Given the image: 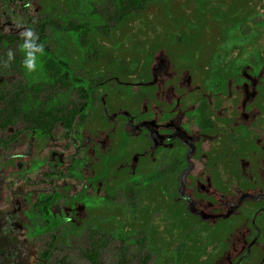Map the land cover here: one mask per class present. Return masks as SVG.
Returning a JSON list of instances; mask_svg holds the SVG:
<instances>
[{
  "label": "trees",
  "instance_id": "obj_1",
  "mask_svg": "<svg viewBox=\"0 0 264 264\" xmlns=\"http://www.w3.org/2000/svg\"><path fill=\"white\" fill-rule=\"evenodd\" d=\"M255 1L111 0L114 25L98 28L100 16L92 13L81 24L70 22L65 34L66 43L79 34L81 42L96 44L94 59L78 48L66 56L43 46V81L23 83L12 97L0 89V132L21 120L32 133L60 135L69 144L66 171L78 166L82 185L52 194L63 199L60 218L73 227L93 220L102 231L85 252L91 263L106 264L112 238L121 241L117 264H132L129 240L143 251L139 264L154 257L160 264H236L254 249L264 254L252 235L264 233V28L242 33L259 14ZM257 1L264 11V0ZM160 55L173 70L162 84ZM78 66L90 80L73 75ZM58 83L78 87L82 102L69 107L51 94L39 98ZM245 111L257 115L247 123L240 118ZM164 151L174 155L173 175L138 189L135 216L124 204L94 202L153 166ZM8 194L1 181L0 207ZM246 206L262 210L261 217L251 218ZM49 257L46 249L37 262L48 264Z\"/></svg>",
  "mask_w": 264,
  "mask_h": 264
},
{
  "label": "rangeland",
  "instance_id": "obj_2",
  "mask_svg": "<svg viewBox=\"0 0 264 264\" xmlns=\"http://www.w3.org/2000/svg\"><path fill=\"white\" fill-rule=\"evenodd\" d=\"M261 3L255 1L259 14L242 28L243 34L252 33L258 26L264 28ZM114 10L111 0H0V89H5L12 97L23 83H41L44 79L39 58L38 70L31 74L25 73L18 62L22 55L19 49L22 41L20 33L24 28L32 27L38 32L39 41L44 47L51 50L61 49L66 56L78 48V52L94 59L99 52L98 46L93 42H81L79 34L76 35L75 41L66 43V31L71 30L70 22L81 24L83 20L89 19L92 13L100 16L98 28L112 25L111 16ZM74 42L76 46H73ZM256 44L258 47L262 46ZM9 49L14 54L12 61L7 60L6 53ZM247 61L256 63L253 54L247 56ZM84 74L82 66L74 67L73 75L76 78L90 80L86 79ZM172 75L173 70L167 57L160 55L156 77L162 84ZM165 93L170 97L171 90L168 89ZM246 93L247 99L250 100L254 91ZM50 94L69 107L83 100L78 87L72 85L51 84L39 93V98H47ZM256 115L255 111H245L240 118L249 123ZM15 124L16 126L7 131L0 132V185L1 181H6L9 187L8 202L0 207V264H24V261L28 264H39L37 256L46 249L50 250L48 264H93L86 258L85 252L92 242L100 237L102 231L93 220L85 222L81 227H73L60 218L56 211L62 206L63 199L52 194L53 190H67L72 193L82 185V180L77 175L78 166L70 172L66 171L72 160L69 144L60 135L38 136L37 133L27 130L26 124L21 120H17ZM261 129L264 131V123L261 124ZM262 150L264 151V141ZM7 159H12L13 162L5 163ZM173 160V153L162 152L153 166L148 169L144 167L115 193L101 197L97 195L94 202L105 205L124 204L127 215L135 216L141 206L138 189L149 181L172 176ZM61 172L67 176H61ZM45 207L51 214L44 215ZM245 209L246 213L256 220L262 215V210L256 207L246 206ZM252 235L257 237L256 242L262 247L264 233L254 231ZM240 241H243V238ZM129 244L132 264H139L143 251L130 240ZM120 247V239L109 240L103 257L106 264L118 263ZM149 264L160 263L157 257H154ZM171 264L176 263L173 261ZM236 264H264V254L254 249Z\"/></svg>",
  "mask_w": 264,
  "mask_h": 264
},
{
  "label": "clouds",
  "instance_id": "obj_3",
  "mask_svg": "<svg viewBox=\"0 0 264 264\" xmlns=\"http://www.w3.org/2000/svg\"><path fill=\"white\" fill-rule=\"evenodd\" d=\"M22 41L19 45L21 52V66L25 73L31 74L38 70V54L43 48V44L39 41V33L32 27L24 28L21 33ZM7 60L12 61L14 54L11 49L6 53Z\"/></svg>",
  "mask_w": 264,
  "mask_h": 264
}]
</instances>
